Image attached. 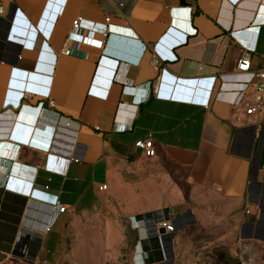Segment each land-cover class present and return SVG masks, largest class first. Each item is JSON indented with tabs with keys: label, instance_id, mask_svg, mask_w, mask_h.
<instances>
[{
	"label": "crops",
	"instance_id": "obj_1",
	"mask_svg": "<svg viewBox=\"0 0 264 264\" xmlns=\"http://www.w3.org/2000/svg\"><path fill=\"white\" fill-rule=\"evenodd\" d=\"M1 8L0 264H155L150 228L170 208L156 199L176 195L172 182L217 199L224 213L258 210L259 223L243 226L264 242V113L237 121L233 108L250 80L237 71L240 57L264 67V0H0ZM79 17H111L110 35L90 33L65 55ZM149 138L153 158L135 147ZM124 193L150 200L128 209ZM56 202L67 212L45 233ZM126 211L140 226H127L133 241L124 226L104 241L103 257L76 251L90 245L89 214L105 221ZM195 212L176 217L171 246L159 239L157 264H178L175 242Z\"/></svg>",
	"mask_w": 264,
	"mask_h": 264
},
{
	"label": "rangeland",
	"instance_id": "obj_2",
	"mask_svg": "<svg viewBox=\"0 0 264 264\" xmlns=\"http://www.w3.org/2000/svg\"><path fill=\"white\" fill-rule=\"evenodd\" d=\"M104 182L107 183V179H99L97 184L101 185ZM170 184L175 185L177 190L176 195L172 198L156 199V201L168 203L170 208L164 209L156 214V222L153 226V237L156 238V244L154 245L156 246H154V249L152 248L153 250L149 253V258L151 257V260H153L155 264L162 261V250L159 245L160 238L159 231H157V223L161 220H175L177 216H183L187 211L191 210L196 211L195 216L197 220L196 223L194 220V224H192V222L190 225L185 226L178 235V239L175 242V253L178 257V264H189L192 256H194L195 261L198 259L201 264H264V242L248 238V233L246 231L248 229L246 226H243L247 223H259L258 221H260L262 215L258 213V210L255 209L252 214L250 208H243L242 214L224 213L226 206L219 207L218 204H215L217 199H210L208 195L201 192L195 194L193 190L184 188L183 183H180L183 189L181 191L179 189L180 187H178L179 183L172 182ZM109 185L111 189L115 187V193L118 195L117 184L115 182H110ZM111 193H113V190L108 193L97 195L99 199L102 200L106 195ZM123 198L126 199V203L127 201L129 203H127L128 209L129 207L132 209L145 207L147 204L144 201L149 202L150 200L134 198L130 193H124L122 199ZM117 200L119 202L120 198L118 197ZM152 201H155V199H152ZM228 205L235 206L236 203H228ZM226 214H228V217ZM89 216L91 218L93 217L94 220V222H92L93 225L90 224L94 228L92 227L86 230V243H90V245L86 248L76 247L75 249L77 252L84 251V253L87 254L88 249H91L93 255L95 253V258L96 256L103 257L102 253L105 248L104 241L117 237L114 234L118 232L119 227H123L124 229V226H126L127 232L124 230L123 238L129 241L134 240L132 232L127 228L130 224L132 229H135V217L130 216V213H123L121 216L115 215L112 220L105 221L103 218H97L98 215L95 214H89ZM188 216L189 215L184 216L181 222L188 223ZM96 221H100L103 227L98 228L95 225ZM136 248L137 246L133 248L128 247L127 257H130ZM66 250L70 252L72 246H68ZM156 253H158V255ZM104 255L106 257V254ZM86 256H88V254ZM228 257H231L230 260Z\"/></svg>",
	"mask_w": 264,
	"mask_h": 264
},
{
	"label": "built area",
	"instance_id": "obj_3",
	"mask_svg": "<svg viewBox=\"0 0 264 264\" xmlns=\"http://www.w3.org/2000/svg\"><path fill=\"white\" fill-rule=\"evenodd\" d=\"M2 8L0 12H2ZM111 21V17H107L104 23H95L92 21H88L82 17L77 18V20L73 23V30L69 35L67 47L64 49L63 53L65 55H71L73 47H80L86 41L87 35L90 33L100 34L107 37L109 34V23ZM192 35H195V31L189 32ZM159 61L155 62V65H159ZM237 71L242 74L250 75V80L246 83L243 91L241 92L237 103L233 106L235 111L241 112V114L237 115L236 120L242 121L246 118H257L264 113V67L260 70L254 71L252 69L251 58L250 55L244 53L237 65ZM218 74V73H216ZM53 106V103H51ZM209 106H207V109ZM38 144L33 145L34 147L42 150H46V147H50L49 143L37 142ZM135 147L142 151V153L148 157L153 158L156 155L154 149V143L151 138L146 140H139L135 143ZM68 159L74 161L75 159L71 155H68ZM101 191L107 190V186H103L100 188ZM54 213L55 217L53 221H51L45 229V233L49 232L51 226L56 221L57 216L65 214L67 212V207L62 205L60 202H56L55 205L50 206ZM250 213V212H249ZM175 220H161L157 223V231L160 229H165L166 233H172L175 229ZM53 222V223H52ZM134 228L140 230L139 222L134 221ZM159 238L161 240V236L159 234ZM141 250H139L140 252ZM142 256V255H141Z\"/></svg>",
	"mask_w": 264,
	"mask_h": 264
},
{
	"label": "water",
	"instance_id": "obj_4",
	"mask_svg": "<svg viewBox=\"0 0 264 264\" xmlns=\"http://www.w3.org/2000/svg\"><path fill=\"white\" fill-rule=\"evenodd\" d=\"M177 229H178V228H176V230H177ZM176 233H177V232H176ZM176 233H175V234H176ZM159 234H160V236H161V240H166V241H168L169 246L172 245V240H173L175 234H173V235L170 236V237H166V231H165V229H160V230H159ZM161 240H160V242H161ZM168 264H171V261H170Z\"/></svg>",
	"mask_w": 264,
	"mask_h": 264
},
{
	"label": "bare ground",
	"instance_id": "obj_5",
	"mask_svg": "<svg viewBox=\"0 0 264 264\" xmlns=\"http://www.w3.org/2000/svg\"><path fill=\"white\" fill-rule=\"evenodd\" d=\"M178 225H175V229H174V232H172V233H166V237H170V236H172L173 234H175L176 232H177V230H176V227H177ZM161 243L163 244V243H165V240H161Z\"/></svg>",
	"mask_w": 264,
	"mask_h": 264
},
{
	"label": "trees",
	"instance_id": "obj_6",
	"mask_svg": "<svg viewBox=\"0 0 264 264\" xmlns=\"http://www.w3.org/2000/svg\"><path fill=\"white\" fill-rule=\"evenodd\" d=\"M151 230H150V232H151V234H152V236H153V232H154V230H153V228H150ZM153 230V231H152ZM155 236V235H154ZM155 241V240H154ZM230 258L231 257H228V259L230 260Z\"/></svg>",
	"mask_w": 264,
	"mask_h": 264
},
{
	"label": "flooded vegetation",
	"instance_id": "obj_7",
	"mask_svg": "<svg viewBox=\"0 0 264 264\" xmlns=\"http://www.w3.org/2000/svg\"><path fill=\"white\" fill-rule=\"evenodd\" d=\"M260 227V225H258V228ZM252 229V228H251ZM255 229H257V228H253V230H255ZM256 232V234H261L260 232H258V231H255Z\"/></svg>",
	"mask_w": 264,
	"mask_h": 264
}]
</instances>
